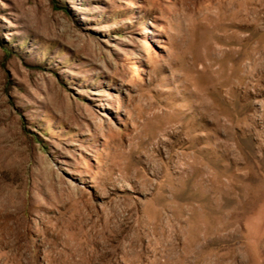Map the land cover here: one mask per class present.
I'll return each mask as SVG.
<instances>
[{"label": "rangeland", "instance_id": "374dc122", "mask_svg": "<svg viewBox=\"0 0 264 264\" xmlns=\"http://www.w3.org/2000/svg\"><path fill=\"white\" fill-rule=\"evenodd\" d=\"M0 264H264V0H0Z\"/></svg>", "mask_w": 264, "mask_h": 264}]
</instances>
